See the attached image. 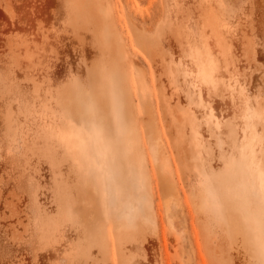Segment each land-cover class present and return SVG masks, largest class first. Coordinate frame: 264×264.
I'll use <instances>...</instances> for the list:
<instances>
[{
  "label": "rangeland",
  "instance_id": "374dc122",
  "mask_svg": "<svg viewBox=\"0 0 264 264\" xmlns=\"http://www.w3.org/2000/svg\"><path fill=\"white\" fill-rule=\"evenodd\" d=\"M262 173L264 0H0V264H258Z\"/></svg>",
  "mask_w": 264,
  "mask_h": 264
},
{
  "label": "bare ground",
  "instance_id": "6f19581e",
  "mask_svg": "<svg viewBox=\"0 0 264 264\" xmlns=\"http://www.w3.org/2000/svg\"><path fill=\"white\" fill-rule=\"evenodd\" d=\"M253 203H255V201L253 200ZM256 250V257L258 259V264H263V259H264V256H263V252H260L261 254L258 253V250L256 249V245L253 244V251Z\"/></svg>",
  "mask_w": 264,
  "mask_h": 264
},
{
  "label": "snow or ice",
  "instance_id": "6c2138e0",
  "mask_svg": "<svg viewBox=\"0 0 264 264\" xmlns=\"http://www.w3.org/2000/svg\"><path fill=\"white\" fill-rule=\"evenodd\" d=\"M261 206L264 208V173H262V183H261Z\"/></svg>",
  "mask_w": 264,
  "mask_h": 264
}]
</instances>
